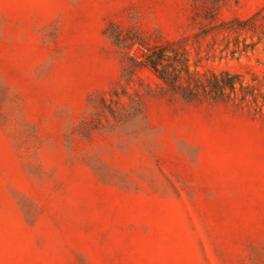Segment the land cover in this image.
<instances>
[{"label": "rangeland", "instance_id": "obj_1", "mask_svg": "<svg viewBox=\"0 0 264 264\" xmlns=\"http://www.w3.org/2000/svg\"><path fill=\"white\" fill-rule=\"evenodd\" d=\"M137 42L248 87L186 101ZM0 264H264V0H0Z\"/></svg>", "mask_w": 264, "mask_h": 264}, {"label": "trees", "instance_id": "obj_2", "mask_svg": "<svg viewBox=\"0 0 264 264\" xmlns=\"http://www.w3.org/2000/svg\"><path fill=\"white\" fill-rule=\"evenodd\" d=\"M224 0H208V2L219 5ZM233 21L220 25L226 29L238 30L248 22ZM114 42L119 46H131L134 42H127L126 39L114 35ZM141 48L139 56L130 57L134 65H140L150 69L163 83V88L186 101L200 99L201 97H229L237 88L245 89L241 76L229 72L211 73L200 75L195 70H190L189 58L182 51L177 49L174 43L162 42L148 45L137 42ZM253 95L252 92H250ZM105 102V101H104ZM108 107V106H107ZM129 114H138V106L131 102ZM110 115L116 119L118 116L109 107Z\"/></svg>", "mask_w": 264, "mask_h": 264}]
</instances>
